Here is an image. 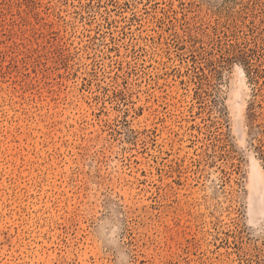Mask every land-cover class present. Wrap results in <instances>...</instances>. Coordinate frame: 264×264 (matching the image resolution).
Returning <instances> with one entry per match:
<instances>
[{
  "label": "rangeland",
  "instance_id": "rangeland-1",
  "mask_svg": "<svg viewBox=\"0 0 264 264\" xmlns=\"http://www.w3.org/2000/svg\"><path fill=\"white\" fill-rule=\"evenodd\" d=\"M0 264H264V0H0Z\"/></svg>",
  "mask_w": 264,
  "mask_h": 264
}]
</instances>
